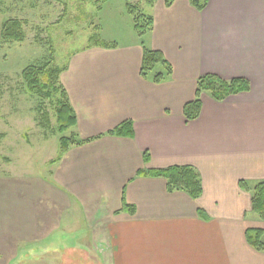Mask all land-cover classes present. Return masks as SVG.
<instances>
[{"label": "crops", "instance_id": "crops-1", "mask_svg": "<svg viewBox=\"0 0 264 264\" xmlns=\"http://www.w3.org/2000/svg\"><path fill=\"white\" fill-rule=\"evenodd\" d=\"M150 9L144 39L89 43L60 74L76 115L72 130L90 141L50 158L48 174L0 155L4 166L12 164L2 170L0 161V264L71 228L73 201L90 216V206L107 210L87 242L103 248V264H264V252L245 236L248 228L264 229V219L252 210L251 190L239 185L264 180V0H207L202 10L189 0H155ZM143 47L162 52L168 78L154 83L140 75ZM203 74L247 79L249 89L221 101L203 91L199 115L185 120L183 105ZM126 119L133 137L107 134ZM42 120L34 122L37 131ZM5 136L1 130L0 141ZM173 165L197 170L199 197L168 192L163 177L136 175ZM122 196L133 213L113 212ZM74 246L56 249L55 264L68 256L85 264Z\"/></svg>", "mask_w": 264, "mask_h": 264}, {"label": "rangeland", "instance_id": "rangeland-1", "mask_svg": "<svg viewBox=\"0 0 264 264\" xmlns=\"http://www.w3.org/2000/svg\"><path fill=\"white\" fill-rule=\"evenodd\" d=\"M127 4L144 14L151 10L144 0H0V131L6 135L0 141V155L10 157L17 167L48 174L45 166L55 159L59 136L54 127V104L27 92L21 71L28 65L50 60L51 52V64L66 67L71 55L91 41L124 43L136 36L144 39V34L140 36L133 29ZM11 20L20 22L21 40L4 37V27ZM42 111L47 113L48 123L37 131L35 123L42 120ZM9 138L10 143H7ZM28 153L29 160L26 159ZM1 163L2 170L11 168L12 164ZM72 204L70 214L75 217L71 218V228L63 227L45 244L21 249L13 264H41L40 259L49 260L46 264H55L57 260L52 253L56 249L73 248L76 244L85 264H103V258L107 259L103 248L87 242L101 230L103 221L99 217L106 219L107 210L100 207L95 211L94 206H90L93 214L90 216L81 211L80 204L74 201ZM67 258L62 264H75Z\"/></svg>", "mask_w": 264, "mask_h": 264}, {"label": "trees", "instance_id": "trees-1", "mask_svg": "<svg viewBox=\"0 0 264 264\" xmlns=\"http://www.w3.org/2000/svg\"><path fill=\"white\" fill-rule=\"evenodd\" d=\"M148 4H152L155 0H144ZM174 0H164L166 6L172 4ZM190 3L197 9L202 10L207 0H189ZM128 11L132 15L133 29L138 35H143L151 29L153 19L150 15L137 11L130 4H127ZM5 38L21 40L22 32L20 30V22L11 20L4 27L3 31ZM91 45H99L105 47H114V42L105 43L98 40L91 41ZM52 52L50 60L42 64L28 65L21 71L23 83L26 91L42 98L50 100L54 105L55 127L59 133L57 138V156L55 161L60 159L61 155L71 146L80 145L90 141L92 138L80 139L72 130L76 125V115L69 102L67 93L60 82V74L65 67L52 65ZM172 73L171 64L165 59L162 52L159 50L143 47L140 75L143 78L149 79L154 83H159L168 78ZM249 82L243 78L226 79L216 74H203L197 78V85L192 100H189L183 105V116L185 120L196 118L201 110V93L203 91L209 94L218 101H221L232 94L247 91ZM42 118L45 123H48V115L42 111ZM107 134L133 137L132 121L126 119L109 130ZM144 160H148L147 152L143 153ZM151 175L155 177H163L166 180V189L168 192L181 190L186 192L190 197L197 198L202 192V185L199 173L190 165H173L166 168L152 169L148 172L139 170L136 175ZM239 185L243 189L251 190V207L253 212L261 219H264V180L256 182L252 187H249L246 182L239 181ZM122 204L120 208L113 212L127 211L134 212V206L127 204L122 196ZM199 215L206 218L202 210H199ZM247 242L255 249L264 252V229L248 228L245 231Z\"/></svg>", "mask_w": 264, "mask_h": 264}]
</instances>
